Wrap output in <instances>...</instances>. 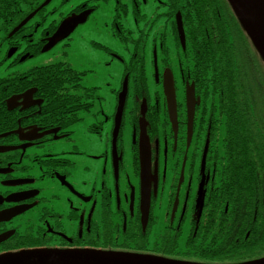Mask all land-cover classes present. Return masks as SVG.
<instances>
[{"label":"flooded vegetation","instance_id":"af4514ba","mask_svg":"<svg viewBox=\"0 0 264 264\" xmlns=\"http://www.w3.org/2000/svg\"><path fill=\"white\" fill-rule=\"evenodd\" d=\"M212 1L218 13L228 6L225 0ZM47 2L0 0V255L28 249H92L191 264L263 259L264 172L231 169L233 160L239 159L229 155L238 112L235 109L232 116L229 102L222 103L225 93L216 90L210 72L199 71L203 54L197 34L191 33L198 30L193 26L200 18L193 13L194 0ZM72 2L75 5L65 11ZM85 12L90 15L82 26L99 15L108 16L102 28L112 41L105 42L98 34L101 47L125 69L140 68V75H126L128 99L148 103L147 174L142 175L139 154L141 107L132 122L129 159L121 126L115 152L112 129L110 146L85 160L72 130L82 119L71 123L70 116L49 114L48 96L33 85L34 69H26L28 60L45 53L42 50L65 18ZM224 15L222 20L236 23L232 15ZM227 29L232 43H237L228 23ZM72 34L63 41H70ZM169 72L177 96L175 128L164 92ZM134 80L141 92L134 90ZM81 90H88L82 81L81 89L70 93L84 98ZM91 100L84 98L91 106L80 113L90 112ZM262 110L252 105L246 112L256 120ZM259 143L264 144V138ZM143 190L151 195L149 209L141 204Z\"/></svg>","mask_w":264,"mask_h":264},{"label":"trees","instance_id":"16d2710c","mask_svg":"<svg viewBox=\"0 0 264 264\" xmlns=\"http://www.w3.org/2000/svg\"><path fill=\"white\" fill-rule=\"evenodd\" d=\"M194 5L196 12H192L198 14L200 18L199 25L193 26L198 30H191V33L197 34L200 43V54H203L198 63L199 71L202 73L210 72L216 90L218 87L225 93V99L221 97L222 103L229 102L232 116L236 114L235 109L238 112V124L234 125L235 128L231 131L232 140L229 155H238L239 159L233 160L231 169L234 171L250 172L258 170L264 172V144L259 143L264 138V110H262V115L256 114V120L250 118L251 113L246 112V109L251 108L252 105L264 109V70H253L244 56L243 49L238 46L239 41H241L240 36L247 39L248 37L229 6L225 5L222 11L219 8L218 13L212 0H194ZM224 13L226 16L232 15L236 23L222 20L221 18H225ZM193 19L194 16H191L192 21ZM227 23L235 33L237 42L235 44L230 39ZM218 32L219 38L216 39L214 34ZM254 50L256 51L255 48ZM256 54L264 66V61L257 51ZM126 72L137 76L140 75V68L127 67ZM31 74L34 77L33 85L36 86L39 93L48 96L49 105L47 109L49 114L70 116V122L77 123L79 113L88 111L91 106V104L84 101V98L86 100L88 97L92 98L91 90L85 92L84 98L70 93L72 90L78 91L81 89V81L84 75L72 69L70 65L61 63L36 68L31 71ZM237 76L240 78L239 89H236ZM142 84L146 86L144 74ZM137 86L138 81L134 80V90L141 92ZM255 91L257 95H255ZM234 92H236L235 95ZM139 104L140 100L136 97L135 107L137 112ZM49 120L51 121L52 118ZM253 124H256L254 130ZM254 132L255 134H253ZM253 151L257 153L253 155Z\"/></svg>","mask_w":264,"mask_h":264},{"label":"rangeland","instance_id":"374dc122","mask_svg":"<svg viewBox=\"0 0 264 264\" xmlns=\"http://www.w3.org/2000/svg\"><path fill=\"white\" fill-rule=\"evenodd\" d=\"M73 5H75L74 2H72V5L67 6L65 11L71 9ZM93 19L94 16L89 21ZM107 21L108 16L99 15L97 21L94 20L89 25H85L87 29L82 25L76 29L70 41H63L52 50L31 58L26 64L27 71H30L36 68L66 63L77 72L85 73L82 86L88 90H94L91 100L93 105L90 112L79 113V118L82 120L75 127H72L75 132L76 144L80 145V150L86 153L85 160H91L86 159V156L99 154L102 148L110 146L108 144V134L110 133L111 136L118 96L125 79L126 65L116 60L115 55H109L101 47L103 40L108 43L112 41L110 35L106 34V30L102 28V24L106 26ZM98 34L103 40L99 38ZM240 39L238 46L243 49L250 67L255 71L264 70V66L250 41L243 36H240ZM80 92L84 93L85 91L81 90ZM134 106L135 97H130L127 102L122 128L127 159L130 158L132 150V122L137 121V111L133 109Z\"/></svg>","mask_w":264,"mask_h":264},{"label":"water","instance_id":"95a60500","mask_svg":"<svg viewBox=\"0 0 264 264\" xmlns=\"http://www.w3.org/2000/svg\"><path fill=\"white\" fill-rule=\"evenodd\" d=\"M51 0H49L50 2ZM47 2L45 5H47ZM234 14L238 18L242 28L249 37L253 47L256 49L264 61V0H227ZM90 13L81 15L73 14L65 18L59 25L56 33L50 38L42 52H48L57 43L68 38L74 30L84 24ZM179 35L183 46L185 45V35L181 18H178ZM129 92V78L125 77L122 91L118 97V106L114 119L113 130V152L116 149V138L119 133L123 114ZM164 92L167 102V110L170 120L175 128L177 126V98L174 87V79L169 72L165 74ZM193 98V97H192ZM190 99L188 94V100ZM147 110V101L143 99L141 104L140 118V146L139 154L141 160L142 175L150 172V142L145 131V116ZM190 123L192 122L191 115ZM177 128V127H176ZM191 129V127H190ZM191 131V130H190ZM189 131V132H190ZM192 131L189 134L191 138ZM148 167V169H147ZM150 192L142 191L141 204L149 209ZM0 264H191L178 262L167 258L154 257L151 255L130 254L121 252H109L92 249H28L13 253L0 255ZM241 264H264V258L256 261L245 262Z\"/></svg>","mask_w":264,"mask_h":264}]
</instances>
